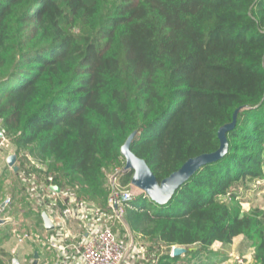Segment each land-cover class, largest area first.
Segmentation results:
<instances>
[{
  "label": "trees",
  "instance_id": "16d2710c",
  "mask_svg": "<svg viewBox=\"0 0 264 264\" xmlns=\"http://www.w3.org/2000/svg\"><path fill=\"white\" fill-rule=\"evenodd\" d=\"M236 111L223 157L165 205H126L130 229L166 250L153 264H216L213 244L238 236L264 264V212L225 200L262 177L264 0H0V130L19 161L45 160L44 175L79 201L107 210V174L124 168L131 134L160 183L217 151ZM117 175L123 188L133 172ZM5 183L1 172L3 198ZM176 246L186 252L172 257Z\"/></svg>",
  "mask_w": 264,
  "mask_h": 264
},
{
  "label": "built area",
  "instance_id": "2783aa9c",
  "mask_svg": "<svg viewBox=\"0 0 264 264\" xmlns=\"http://www.w3.org/2000/svg\"><path fill=\"white\" fill-rule=\"evenodd\" d=\"M0 134L1 151L8 142L2 130ZM34 167L38 174L23 178L26 201L37 216L43 212L47 214L53 229L45 231L40 220L46 237L41 239L37 235L33 237L28 232H22L16 236L19 244L34 241L45 247L51 257L48 264L144 263L142 261H145V251L138 247L134 250L132 240L129 244L125 243L113 230L115 221L123 226L126 205L138 197L131 189H113L107 201V210L103 211L91 203L79 201L73 193L53 191V178L44 175V166ZM124 171L125 167L122 171L116 170V177L117 173ZM114 182L111 185H114ZM1 204H4V208L0 217L10 218L8 213L12 206L11 196H6ZM244 260L236 258L238 264H243ZM17 262L19 260L12 257L9 264ZM32 262L33 260H30L29 264Z\"/></svg>",
  "mask_w": 264,
  "mask_h": 264
},
{
  "label": "rangeland",
  "instance_id": "374dc122",
  "mask_svg": "<svg viewBox=\"0 0 264 264\" xmlns=\"http://www.w3.org/2000/svg\"><path fill=\"white\" fill-rule=\"evenodd\" d=\"M12 150L13 149L9 148L6 152L14 154ZM27 156L30 162L23 164V171L15 175V172L9 170L6 178V190L9 194H11V196L13 195V205L8 213L11 220L4 225L7 227H4L5 229L0 231V264H9L12 257L17 258L21 264H29V261L33 260L34 252L38 253V264H48L51 258L45 247L34 241H26L23 244H19L16 241V236L22 232H28L32 234L33 237L37 235L41 239L46 237V233L42 229L37 213L32 211L30 205L26 201L24 196L26 189L24 190L19 183V180L27 175L38 174L36 171L30 170L32 169V163L34 166L43 165L45 168L47 162L39 159L38 156H34L29 152H27ZM262 160V177L258 180L248 178L238 186L234 185L233 187L236 193H228L225 197V200L230 203V205H235L239 208L241 214L248 213L252 209H258L259 211L264 212V151L262 153ZM18 165H20L19 160L17 161V166ZM5 166L3 158L0 157V174L2 172L1 170L5 169ZM119 170L122 171V169ZM113 182L114 185H111ZM107 183L111 186V188L116 190H122L123 188L131 189L137 196L144 195V192L132 186L131 182L126 187H120L119 177L118 175L116 177L115 173H110V175L107 174ZM114 186L116 187L114 188ZM114 228H116L119 238L125 243L127 242V244H129L131 240L133 241L132 245L134 250L138 247L141 251H145V261H142L144 262L142 264H148V261L152 264L156 263L157 257L166 252V250L162 247L159 248L157 246H153L140 234L133 232L126 221V215L123 220V226L119 225L115 221ZM217 246L218 245H215L211 249L214 253L218 249ZM254 246V242H251L242 236L239 240H237V242L235 241L228 246H223L225 249L224 252L227 253L226 256H219L215 253L219 258H224L220 261V259H217L216 257V264H238L236 262V258L245 259L243 264H254ZM192 261L194 262V258Z\"/></svg>",
  "mask_w": 264,
  "mask_h": 264
},
{
  "label": "water",
  "instance_id": "95a60500",
  "mask_svg": "<svg viewBox=\"0 0 264 264\" xmlns=\"http://www.w3.org/2000/svg\"><path fill=\"white\" fill-rule=\"evenodd\" d=\"M237 112L238 111L234 113L233 121L230 124L224 125L219 129L218 138L220 141V145L217 151L210 154H203L187 160L176 172L163 179L160 183L157 182L146 163L142 159L137 158L130 151V143L135 136V133L131 134L124 145L121 147V155L123 156L125 161V169L133 172L131 178L132 186L144 192L146 197L149 198L150 201H153L158 205L167 204L176 190L179 189L184 183H186L193 175H195L196 172H198L205 165L216 162L225 155L228 148L226 132L234 127ZM16 160L17 156L15 154H10L6 158V164L13 172L18 171ZM51 189L55 192H59V188L57 186H52ZM3 208L4 204H1L0 216L1 210H3ZM40 218L44 230L51 231L53 229V225L47 214L44 212L41 213ZM10 220L11 218L5 219L0 217V227L4 226ZM185 252L186 250L183 247L176 246L172 248L171 256L179 257L182 256ZM17 264L20 263L17 262ZM31 264H38L37 252H34L33 262Z\"/></svg>",
  "mask_w": 264,
  "mask_h": 264
},
{
  "label": "crops",
  "instance_id": "0c3cea01",
  "mask_svg": "<svg viewBox=\"0 0 264 264\" xmlns=\"http://www.w3.org/2000/svg\"><path fill=\"white\" fill-rule=\"evenodd\" d=\"M9 148H10V146H9V144H7V145L4 146V147L1 149V151H0V157L3 158V161H4L5 165H6V166H5V169L1 170V171H2V175L5 176V179L7 178V175H8L9 170H11V169L7 166V164H6V158H7V156L10 155V153H11V152H6ZM10 149H11V148H10ZM17 161H18V159L16 160V165H17ZM19 162H20V165H18L17 167H18V168H21V170H22V168H24L22 165L25 164V163H23V161H19ZM11 171H12V170H11ZM22 171H23V170H22ZM12 172H13V171H12ZM6 182H7V180H6ZM6 186H7V185H6V183H5V187L3 188V190H4L5 188L7 189ZM1 192H2V191H0V202H2V200L7 196V195H6V196L3 198V197L1 196ZM12 198H13V196H12ZM240 237H242V236H238V237L234 238L232 242H235V241L237 242V240H239ZM215 245H218V246H217L218 249L216 250L215 253H216L217 255H219V256H226L227 253L224 252L225 249L223 248L222 244L219 243V242H216V243L213 244L212 247H214ZM212 247H211V248H212ZM217 255H216V257L219 258ZM216 257H215V260H216ZM220 258H221V257H220Z\"/></svg>",
  "mask_w": 264,
  "mask_h": 264
}]
</instances>
